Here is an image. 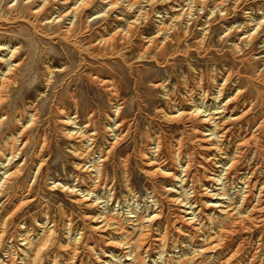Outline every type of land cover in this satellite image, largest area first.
Instances as JSON below:
<instances>
[{
	"label": "rangeland",
	"instance_id": "1",
	"mask_svg": "<svg viewBox=\"0 0 264 264\" xmlns=\"http://www.w3.org/2000/svg\"><path fill=\"white\" fill-rule=\"evenodd\" d=\"M118 5L0 0V264H264V0Z\"/></svg>",
	"mask_w": 264,
	"mask_h": 264
},
{
	"label": "bare ground",
	"instance_id": "2",
	"mask_svg": "<svg viewBox=\"0 0 264 264\" xmlns=\"http://www.w3.org/2000/svg\"><path fill=\"white\" fill-rule=\"evenodd\" d=\"M112 9L116 8L118 5V0H108ZM133 6V3H130ZM137 22V21H136ZM164 163V162H163Z\"/></svg>",
	"mask_w": 264,
	"mask_h": 264
}]
</instances>
